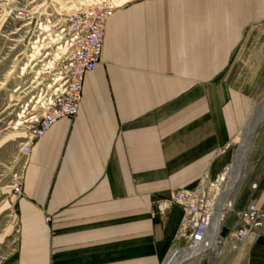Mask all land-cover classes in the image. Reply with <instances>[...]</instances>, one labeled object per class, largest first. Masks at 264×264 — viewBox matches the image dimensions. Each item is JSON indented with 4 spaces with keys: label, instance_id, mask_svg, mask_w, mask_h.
Listing matches in <instances>:
<instances>
[{
    "label": "crops",
    "instance_id": "obj_1",
    "mask_svg": "<svg viewBox=\"0 0 264 264\" xmlns=\"http://www.w3.org/2000/svg\"><path fill=\"white\" fill-rule=\"evenodd\" d=\"M262 22L264 0L120 5L77 116L33 147L22 194L0 199L5 264H166L183 211L161 213L158 201L227 166L220 241L190 264H264V228L229 237L239 211L264 203V120L240 164L258 105L245 81L228 78Z\"/></svg>",
    "mask_w": 264,
    "mask_h": 264
},
{
    "label": "rangeland",
    "instance_id": "obj_2",
    "mask_svg": "<svg viewBox=\"0 0 264 264\" xmlns=\"http://www.w3.org/2000/svg\"><path fill=\"white\" fill-rule=\"evenodd\" d=\"M103 1L122 5L130 0H0V199L11 192L16 195L13 186L23 175L26 161L18 143L22 137L25 141L30 127L44 111V97L51 94L55 79L52 63L58 59L64 18ZM19 9L27 10L29 18L18 19ZM253 31V52L246 51L235 60V75L228 78L245 81L257 106L264 101V22ZM9 249L0 243V264H5ZM189 260L180 264H190Z\"/></svg>",
    "mask_w": 264,
    "mask_h": 264
},
{
    "label": "built area",
    "instance_id": "obj_3",
    "mask_svg": "<svg viewBox=\"0 0 264 264\" xmlns=\"http://www.w3.org/2000/svg\"><path fill=\"white\" fill-rule=\"evenodd\" d=\"M119 6L114 2H97L85 9L71 12L64 18L57 47L58 59L52 63L55 79L51 94L44 97V111L30 127L27 138L21 144L20 153L26 161L33 147L59 120L77 116L85 77L102 62L106 23ZM17 18L26 20L29 12L19 9ZM232 170V166H227L222 175L211 183L204 179L195 189L179 188L170 197L158 201L161 213H165L173 205L179 206L183 211L181 225L173 240L174 252L177 249L208 245L217 215L219 232L216 243L220 241L224 187ZM13 191L17 196L22 194L23 175L13 186ZM259 228H264V203L259 205L252 202L246 209L238 212V220L229 237L233 241L242 242L253 230ZM209 248L211 246L208 245L205 251Z\"/></svg>",
    "mask_w": 264,
    "mask_h": 264
},
{
    "label": "bare ground",
    "instance_id": "obj_4",
    "mask_svg": "<svg viewBox=\"0 0 264 264\" xmlns=\"http://www.w3.org/2000/svg\"><path fill=\"white\" fill-rule=\"evenodd\" d=\"M124 1H126V0H124ZM263 119H264V101L260 105H258L256 107V109L254 110L251 121L247 127V130L243 134V138L241 140L239 153H238V161L240 164H243V162L245 161L247 154H248V152L252 146L254 135L257 131V128L259 127V125L263 121ZM213 225H214L213 226V232H211L210 239L207 243L211 247L216 243V240L218 237V232H219L218 215L215 217ZM208 245H203V246H200V247H197L194 249L180 250V251H178V253L176 255H174L176 253V251H175L172 254V256H174V257L172 258V260L169 264H180L181 262H183L187 259L195 258V257L199 256L200 254H202L205 251V249H207Z\"/></svg>",
    "mask_w": 264,
    "mask_h": 264
},
{
    "label": "water",
    "instance_id": "obj_5",
    "mask_svg": "<svg viewBox=\"0 0 264 264\" xmlns=\"http://www.w3.org/2000/svg\"><path fill=\"white\" fill-rule=\"evenodd\" d=\"M177 253H178V251L174 255H176ZM173 257L174 256H171L170 259L168 260V262L166 264H169L171 262V260H172Z\"/></svg>",
    "mask_w": 264,
    "mask_h": 264
}]
</instances>
